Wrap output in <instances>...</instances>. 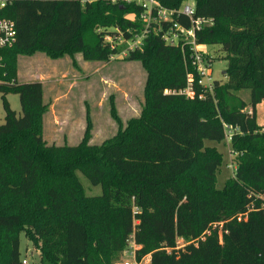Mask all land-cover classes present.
Returning a JSON list of instances; mask_svg holds the SVG:
<instances>
[{
  "label": "trees",
  "instance_id": "trees-1",
  "mask_svg": "<svg viewBox=\"0 0 264 264\" xmlns=\"http://www.w3.org/2000/svg\"><path fill=\"white\" fill-rule=\"evenodd\" d=\"M101 1L17 0L0 11L17 30L15 43L0 48L6 112L0 124V198H35V208L50 213L61 235L45 239L42 251L55 264H110L107 255L131 240L140 246L139 258L151 256L150 264H264V125L257 120L264 102V0H192L194 17L212 22L197 32L198 44L220 45L228 62L227 80H215L204 99L176 93L193 70L192 51L166 43L163 34L171 24L163 22L159 34L150 32L126 55L168 66L167 78L148 88L141 117L102 145L83 141L58 150L41 136L43 84L16 80L15 54L83 50V31L95 20L101 28L96 56L118 55L105 37L142 36L143 8L132 0L99 11ZM159 1L178 9L186 0ZM174 21L190 25L183 15ZM243 89L250 90L248 101L238 94ZM10 93L20 96L22 115L12 110ZM224 124L238 129L231 139L236 171L220 189L216 174L223 156L204 141H223ZM79 173L102 194L86 196ZM23 230L19 214L0 211V264L3 240L6 263H21ZM180 238L186 240L182 246Z\"/></svg>",
  "mask_w": 264,
  "mask_h": 264
},
{
  "label": "rangeland",
  "instance_id": "rangeland-1",
  "mask_svg": "<svg viewBox=\"0 0 264 264\" xmlns=\"http://www.w3.org/2000/svg\"><path fill=\"white\" fill-rule=\"evenodd\" d=\"M128 1L130 2L108 0V4H105L102 0L99 11ZM185 3L193 4V1L186 0ZM94 22L95 20L90 21L83 31L86 40L83 50L70 48L53 55L35 48L15 54L13 70L16 80L21 83L43 84L45 110L38 116L41 136L47 146H54L58 150L66 146H77L83 141L90 145L104 144L130 121L141 117L149 103L148 88L167 78L168 66L160 62L146 63L139 59H127L130 45L124 39L114 41L112 36H106L105 41L113 43L120 53L110 58L97 57V32L101 28L93 24ZM206 49L212 57L213 78L225 82L227 54L220 45H206ZM98 54L101 55L99 52ZM238 94L246 101L250 99V90L243 89ZM2 96L0 91V124L5 122L6 116ZM6 98L12 110L18 116L22 115L20 96L10 93ZM257 120L264 123V103L257 107ZM204 142L206 146L216 147L222 153V165L217 170L216 179L218 187L223 189L236 171L232 160L231 140L226 136L220 142L209 139ZM79 176L86 196L102 194L100 186H93L81 173ZM34 203L35 198L24 200L3 196L0 198V211L14 212L21 217L24 230L20 233V264L24 259L28 264H55L43 254L42 249H47L45 239L51 240L61 235V227L55 223L49 212L36 209ZM185 242V239H178L179 246ZM2 244L1 264H7L6 240ZM139 249L140 246L131 242L122 251L111 253L107 257L110 264H150L151 256L139 258Z\"/></svg>",
  "mask_w": 264,
  "mask_h": 264
},
{
  "label": "built area",
  "instance_id": "built-area-1",
  "mask_svg": "<svg viewBox=\"0 0 264 264\" xmlns=\"http://www.w3.org/2000/svg\"><path fill=\"white\" fill-rule=\"evenodd\" d=\"M17 0H0V11L7 5ZM132 1V0H130ZM143 11L140 14V19L144 24V32L142 36L133 41H127L130 45L129 49H134L142 45L143 39L150 33L159 34L163 30V22L169 23L170 28L163 34L166 43L171 45L181 44L187 46L192 51L191 64L192 71L187 73L186 86L179 91H174L187 98L204 99L207 93H212L214 89L215 78H213V63L206 45L198 44L197 32L202 30L203 26L210 25V19L194 17L195 4L183 3L178 9H169L165 7L159 0H138ZM128 17L131 20L136 18L135 14H130ZM186 16L190 20V25L185 26L177 21H174V16ZM16 23L9 18H0V48L11 47L16 41ZM0 67H5L0 56ZM0 82H2L0 80ZM170 92V91H166ZM252 113V109H249ZM226 136L231 140L232 135L237 128L231 125L224 124ZM135 243L131 240L129 243ZM22 264H28L27 260H23Z\"/></svg>",
  "mask_w": 264,
  "mask_h": 264
},
{
  "label": "crops",
  "instance_id": "crops-1",
  "mask_svg": "<svg viewBox=\"0 0 264 264\" xmlns=\"http://www.w3.org/2000/svg\"><path fill=\"white\" fill-rule=\"evenodd\" d=\"M264 103V102H263ZM260 125H264V123L262 124V123H259Z\"/></svg>",
  "mask_w": 264,
  "mask_h": 264
},
{
  "label": "water",
  "instance_id": "water-1",
  "mask_svg": "<svg viewBox=\"0 0 264 264\" xmlns=\"http://www.w3.org/2000/svg\"><path fill=\"white\" fill-rule=\"evenodd\" d=\"M224 72H226V71H224Z\"/></svg>",
  "mask_w": 264,
  "mask_h": 264
}]
</instances>
